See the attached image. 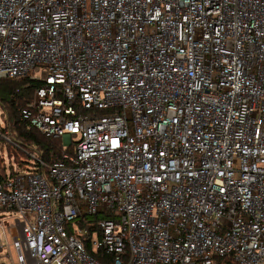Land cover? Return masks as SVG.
I'll return each instance as SVG.
<instances>
[{
    "label": "built area",
    "instance_id": "2783aa9c",
    "mask_svg": "<svg viewBox=\"0 0 264 264\" xmlns=\"http://www.w3.org/2000/svg\"><path fill=\"white\" fill-rule=\"evenodd\" d=\"M24 77L60 149L1 109L18 264H264V0H0V79Z\"/></svg>",
    "mask_w": 264,
    "mask_h": 264
},
{
    "label": "trees",
    "instance_id": "16d2710c",
    "mask_svg": "<svg viewBox=\"0 0 264 264\" xmlns=\"http://www.w3.org/2000/svg\"><path fill=\"white\" fill-rule=\"evenodd\" d=\"M39 84L38 81L31 80L28 77L0 79V108L3 111L2 116H5L6 122L10 125V129L15 132V138L22 141V143H35L38 146V149L42 150L43 158L48 160L50 155L55 156L58 154L60 149L58 142L53 141L49 144L51 146H49L47 140L34 132V130L27 129L25 124L19 119L20 107L31 100L33 90ZM79 110L81 109L79 108ZM15 161L17 162V169L22 170L25 168L24 163L19 162L17 158H15ZM14 172L12 164L5 165L4 153L0 147V179H4L6 176L13 174ZM98 218V216H94L90 221L96 224ZM77 222H79L80 226H83V221L80 220ZM88 229L91 231L92 227H88ZM85 244L86 251L93 253L90 242L86 240ZM94 256L102 264H112V256L105 254L100 250L94 253ZM215 264L231 263L226 258H217Z\"/></svg>",
    "mask_w": 264,
    "mask_h": 264
},
{
    "label": "rangeland",
    "instance_id": "374dc122",
    "mask_svg": "<svg viewBox=\"0 0 264 264\" xmlns=\"http://www.w3.org/2000/svg\"><path fill=\"white\" fill-rule=\"evenodd\" d=\"M3 126L1 108H0V127ZM25 161H28V157L19 155ZM30 160V159H29ZM0 224V244L5 245L0 255V263L3 264H18L16 261V253L12 247L13 236L18 232V228L15 225V219L19 217L17 212H5ZM9 227V229H8ZM8 253V255H5Z\"/></svg>",
    "mask_w": 264,
    "mask_h": 264
}]
</instances>
